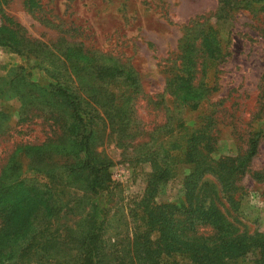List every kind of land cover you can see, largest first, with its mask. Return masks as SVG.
Masks as SVG:
<instances>
[{
  "label": "rangeland",
  "instance_id": "1",
  "mask_svg": "<svg viewBox=\"0 0 264 264\" xmlns=\"http://www.w3.org/2000/svg\"><path fill=\"white\" fill-rule=\"evenodd\" d=\"M252 141L233 213L219 190ZM79 161L109 166L106 191L90 190V169L70 173ZM196 163L224 215L264 234L263 2L0 0V264H84L99 246L106 264L126 251L137 264L143 246L167 250L176 237L144 225L138 203L168 167L143 208L185 207Z\"/></svg>",
  "mask_w": 264,
  "mask_h": 264
},
{
  "label": "trees",
  "instance_id": "2",
  "mask_svg": "<svg viewBox=\"0 0 264 264\" xmlns=\"http://www.w3.org/2000/svg\"><path fill=\"white\" fill-rule=\"evenodd\" d=\"M253 1L264 3V0ZM67 100L71 101L72 118L78 121L79 130H85L86 134L88 125L85 122V117L82 116L80 104L68 98ZM76 127H73V130ZM90 136L91 133L87 137L88 140ZM73 146L77 147V142H73ZM256 154L257 143L252 141L248 155L242 160H236V163L233 165V171L225 172L227 176L229 175L227 179L228 184L221 186L222 190L220 189L219 192L224 193L225 206H231V210H233L230 195L231 190L233 192L232 175L234 174L235 178V173L239 169L244 168L247 165V161ZM87 168L91 172L89 179L90 190L96 195L106 191L108 185L110 186L112 182L110 173L108 172L109 166L106 163L91 165L90 163L84 164L79 161L76 166L70 168V173L80 174ZM5 171L8 173V170ZM159 171L160 174L154 175L145 192L146 194L138 203L135 216L144 225L158 227L162 236L163 233L172 234V236L176 237L175 239H177L179 244L178 242L177 244L174 243L167 250H157L143 246V250H140L138 257L136 256L137 264H154L150 263V261L156 258L155 264H184V261L179 260V257L191 259L194 264H230V260L233 261L234 258H250L252 264H264V234L259 233L254 235V233L250 234L240 230V223L235 220H229L224 215L222 209L225 206L217 199L218 193L214 189L215 185L203 186L202 184L204 177L207 174H213V172L208 169L200 170V166L197 163L187 178L192 188L188 187V190H186V192L188 191V197H186L187 205L185 207L151 205V211H147L149 206L148 208H143L147 202L148 204H157L156 193L158 182L171 177V170L168 167H160ZM191 180L193 183H191ZM2 187L8 188V175L2 181ZM205 188H207V191H205ZM232 212L234 213V210ZM169 215L170 218H168ZM166 226L171 229L167 230ZM208 228L210 231H207ZM172 242L168 241L167 244L171 245ZM101 254L102 250L100 246L92 249L89 255L90 260L84 264H106L101 261L103 259V256H100ZM130 254V251L124 252L125 257L122 258L119 264H128L126 263V258L131 257ZM131 264H135L134 261H131Z\"/></svg>",
  "mask_w": 264,
  "mask_h": 264
}]
</instances>
